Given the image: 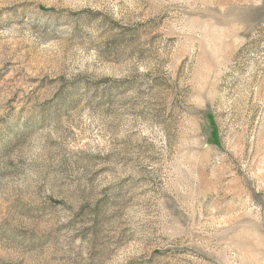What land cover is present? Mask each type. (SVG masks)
Returning <instances> with one entry per match:
<instances>
[{
	"label": "rangeland",
	"instance_id": "374dc122",
	"mask_svg": "<svg viewBox=\"0 0 264 264\" xmlns=\"http://www.w3.org/2000/svg\"><path fill=\"white\" fill-rule=\"evenodd\" d=\"M0 264H264V0H0Z\"/></svg>",
	"mask_w": 264,
	"mask_h": 264
}]
</instances>
